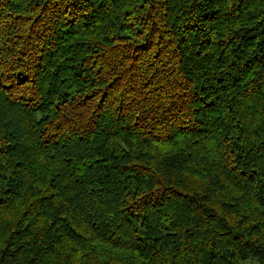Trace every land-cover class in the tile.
Instances as JSON below:
<instances>
[{"label":"trees","instance_id":"16d2710c","mask_svg":"<svg viewBox=\"0 0 264 264\" xmlns=\"http://www.w3.org/2000/svg\"><path fill=\"white\" fill-rule=\"evenodd\" d=\"M264 264V0H0V264Z\"/></svg>","mask_w":264,"mask_h":264},{"label":"rangeland","instance_id":"374dc122","mask_svg":"<svg viewBox=\"0 0 264 264\" xmlns=\"http://www.w3.org/2000/svg\"><path fill=\"white\" fill-rule=\"evenodd\" d=\"M240 264H257V262L254 259H249L246 261H241Z\"/></svg>","mask_w":264,"mask_h":264}]
</instances>
